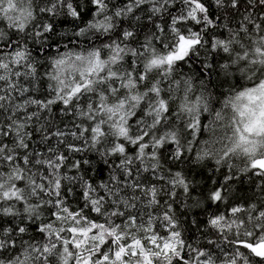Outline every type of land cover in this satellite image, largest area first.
<instances>
[{
  "label": "snow or ice",
  "instance_id": "snow-or-ice-1",
  "mask_svg": "<svg viewBox=\"0 0 264 264\" xmlns=\"http://www.w3.org/2000/svg\"><path fill=\"white\" fill-rule=\"evenodd\" d=\"M0 264H264V0H0Z\"/></svg>",
  "mask_w": 264,
  "mask_h": 264
},
{
  "label": "trees",
  "instance_id": "trees-1",
  "mask_svg": "<svg viewBox=\"0 0 264 264\" xmlns=\"http://www.w3.org/2000/svg\"><path fill=\"white\" fill-rule=\"evenodd\" d=\"M247 187V186H246Z\"/></svg>",
  "mask_w": 264,
  "mask_h": 264
}]
</instances>
